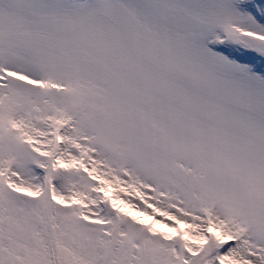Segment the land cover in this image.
I'll use <instances>...</instances> for the list:
<instances>
[{
  "label": "snow or ice",
  "instance_id": "1",
  "mask_svg": "<svg viewBox=\"0 0 264 264\" xmlns=\"http://www.w3.org/2000/svg\"><path fill=\"white\" fill-rule=\"evenodd\" d=\"M0 264H264V0H0Z\"/></svg>",
  "mask_w": 264,
  "mask_h": 264
}]
</instances>
